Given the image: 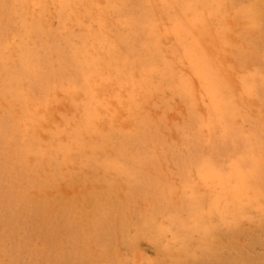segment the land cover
Returning a JSON list of instances; mask_svg holds the SVG:
<instances>
[{"label": "rangeland", "instance_id": "rangeland-1", "mask_svg": "<svg viewBox=\"0 0 264 264\" xmlns=\"http://www.w3.org/2000/svg\"><path fill=\"white\" fill-rule=\"evenodd\" d=\"M0 264H264V0H0Z\"/></svg>", "mask_w": 264, "mask_h": 264}]
</instances>
